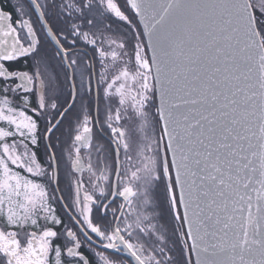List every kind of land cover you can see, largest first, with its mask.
<instances>
[{
  "label": "snow or ice",
  "instance_id": "1",
  "mask_svg": "<svg viewBox=\"0 0 264 264\" xmlns=\"http://www.w3.org/2000/svg\"><path fill=\"white\" fill-rule=\"evenodd\" d=\"M0 264H264V0L0 6Z\"/></svg>",
  "mask_w": 264,
  "mask_h": 264
},
{
  "label": "flooded vegetation",
  "instance_id": "2",
  "mask_svg": "<svg viewBox=\"0 0 264 264\" xmlns=\"http://www.w3.org/2000/svg\"><path fill=\"white\" fill-rule=\"evenodd\" d=\"M27 3V0H24ZM17 0H0V6H4L7 10H12L13 6L16 5ZM15 19V14H14Z\"/></svg>",
  "mask_w": 264,
  "mask_h": 264
}]
</instances>
